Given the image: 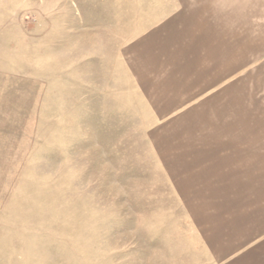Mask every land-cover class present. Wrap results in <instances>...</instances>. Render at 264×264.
Instances as JSON below:
<instances>
[{"label":"rangeland","instance_id":"rangeland-1","mask_svg":"<svg viewBox=\"0 0 264 264\" xmlns=\"http://www.w3.org/2000/svg\"><path fill=\"white\" fill-rule=\"evenodd\" d=\"M114 4L0 0V264H201L159 195Z\"/></svg>","mask_w":264,"mask_h":264},{"label":"crops","instance_id":"crops-1","mask_svg":"<svg viewBox=\"0 0 264 264\" xmlns=\"http://www.w3.org/2000/svg\"><path fill=\"white\" fill-rule=\"evenodd\" d=\"M121 3L125 93L152 121L161 199L199 263L264 264V0H115L113 14Z\"/></svg>","mask_w":264,"mask_h":264}]
</instances>
